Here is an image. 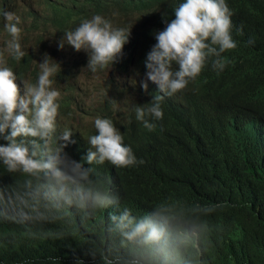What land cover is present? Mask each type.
I'll use <instances>...</instances> for the list:
<instances>
[{
	"label": "trees",
	"instance_id": "16d2710c",
	"mask_svg": "<svg viewBox=\"0 0 264 264\" xmlns=\"http://www.w3.org/2000/svg\"><path fill=\"white\" fill-rule=\"evenodd\" d=\"M178 3L118 0L119 13L109 18L115 26L130 28L126 23L140 14L124 49L138 47L141 55L124 70L127 74L140 77L155 43L153 32L174 18ZM227 3L237 46L221 54L223 70L205 66L186 86L201 91L187 94L181 100L185 106L172 117L163 114L152 130L130 119L122 123L126 144L143 163L117 167L106 160L88 165L76 148L64 152L89 169L84 186L112 202L80 208L49 200L42 215L26 219L0 204V264H161L165 257L167 264H264V132L244 136L223 158L198 150L208 131L219 126L220 110L264 120V0ZM103 7L101 0L54 4L51 17L33 18L39 32L21 60L32 64L35 49L48 52L49 38L57 43L63 30ZM13 8V0H0V11ZM0 22L3 31L2 16ZM120 64L127 68V61ZM1 181L6 183H0V193H11L23 192L26 182L46 183V178L9 173L0 164ZM212 205L218 207L209 211ZM126 208L137 217L157 210L171 216L172 243L161 250L127 240L113 220Z\"/></svg>",
	"mask_w": 264,
	"mask_h": 264
},
{
	"label": "clouds",
	"instance_id": "9594fccd",
	"mask_svg": "<svg viewBox=\"0 0 264 264\" xmlns=\"http://www.w3.org/2000/svg\"><path fill=\"white\" fill-rule=\"evenodd\" d=\"M173 13L163 29L153 32L155 43L145 55V72H139L140 77L131 75L134 83L125 80L114 89L118 95L125 91L132 95L122 115L108 84L115 75L129 74L112 71L115 75L88 102L78 92L80 75L73 70L70 57L59 63L48 51L50 55L44 53L41 60L33 57L32 64L21 60L25 56L21 17L0 11L7 34L0 48V141H4L0 142V164L9 173L46 178V183L26 182L23 192L0 193V204L26 219L33 213L42 215L49 200L80 208L105 207L112 202L106 194L84 186L89 169L82 161L98 165L107 160L117 167L143 163L126 144L122 123L130 119L152 130L163 114L172 117L185 105L170 95L195 80L205 66L223 70L221 54L237 46L227 0H179ZM62 32L57 47L69 45L86 52L85 67L93 73L109 71L124 55L130 38V28L114 26L100 14ZM28 74L34 75L32 81L27 80ZM72 112L80 116L65 128L63 120L72 118ZM73 148L83 156L82 161L64 153ZM214 207L218 205L208 210ZM113 220L127 240L138 244H155L163 250L174 239L173 218L159 210L137 217L126 208ZM161 264H167L166 257Z\"/></svg>",
	"mask_w": 264,
	"mask_h": 264
},
{
	"label": "bare ground",
	"instance_id": "6f19581e",
	"mask_svg": "<svg viewBox=\"0 0 264 264\" xmlns=\"http://www.w3.org/2000/svg\"><path fill=\"white\" fill-rule=\"evenodd\" d=\"M84 0H13V9L11 11L15 12L21 17V27L22 30L25 28V24L29 20H33L32 25L35 21L33 18H45L52 16V8L54 4H74L75 2H81ZM104 4L103 8H97L94 14H100L103 17L109 19L111 16L117 17L119 9H117L116 4L118 0H101ZM34 4V5H32ZM137 8V7H135ZM93 14V15H94ZM140 14H137L136 17L127 22L126 24L130 27V36H132L137 28L138 19ZM114 26L115 24L111 22ZM42 27V26H41ZM118 27V26H117ZM37 31L32 26V30H27L25 33H22L21 43L25 50L30 51L32 48L31 41H35L33 36L38 33H33L31 38V32ZM4 41V40H3ZM2 41H0L1 43ZM138 48V47H137ZM131 46V49H123L124 55L120 58L109 71L114 70H126L129 67H132L135 62L139 59L141 55V50ZM67 49L73 50L70 55L72 60L73 70L79 74V70L85 68L87 69L86 64L88 61V56L83 50L76 51L72 49L69 45H65L64 48L60 50L65 51ZM127 61V68H121V62ZM144 61V60H143ZM144 65V63H143ZM138 69V68H136ZM145 66L143 67V73L145 72ZM104 71H108L105 69ZM103 71V72H104ZM201 90L194 87H185L182 90L177 91L176 93L170 95L172 98L181 101L187 94L194 93L197 94ZM169 96V95H168ZM182 102V101H181ZM220 124L217 127L211 128L208 133L204 136V146L200 147L199 152H205L213 156H221V158L227 155V152L231 149H236L241 145V139L246 135H251L257 131L258 135L264 132V120H257L260 116L248 114V115H239L238 112L234 109H223L220 110ZM4 142V141H0ZM8 182V181H7ZM0 183H6L1 181Z\"/></svg>",
	"mask_w": 264,
	"mask_h": 264
},
{
	"label": "rangeland",
	"instance_id": "374dc122",
	"mask_svg": "<svg viewBox=\"0 0 264 264\" xmlns=\"http://www.w3.org/2000/svg\"><path fill=\"white\" fill-rule=\"evenodd\" d=\"M32 22L33 20L31 19L25 24V28H24L25 31H23L22 33H25L27 30H32ZM2 30L3 31H0V41H3L7 36V34L4 32L3 27ZM36 32L37 31L31 32V38L33 33ZM47 44H48L47 51L53 52L54 55H50L49 52H47V54H49L51 57L56 59L59 63L67 60L70 57L71 53L73 52V50L71 49H67L63 52H59L60 48L57 47V43L50 38L48 39ZM31 45H34L33 40L31 41ZM2 47H3V42L0 43V48ZM43 54L44 53H40L36 49L34 50V57L38 60H41L43 58ZM79 75H80V79L78 81V92L88 102H91L100 94L101 89L105 86L104 83L107 82L112 76H114L115 73L112 71H104V72L98 71L96 73H93L88 69L83 68L79 70ZM33 77H34L33 74H28L27 80L32 81ZM125 80L134 83L133 77L131 75H127V76L115 75L113 83L111 82L108 84L109 89H113V93H112L113 97L117 100V102H119L122 115L126 114L127 102L132 98V95L128 91H125L120 95H118L114 89L116 87H119L120 84ZM72 116H73L72 118L63 120L65 128H70L71 125L76 121V119H78L80 114L79 113L75 114L74 112H72ZM60 118L62 119V116Z\"/></svg>",
	"mask_w": 264,
	"mask_h": 264
}]
</instances>
